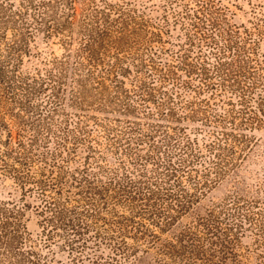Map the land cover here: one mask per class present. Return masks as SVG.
I'll return each mask as SVG.
<instances>
[{
    "label": "trees",
    "instance_id": "trees-1",
    "mask_svg": "<svg viewBox=\"0 0 264 264\" xmlns=\"http://www.w3.org/2000/svg\"><path fill=\"white\" fill-rule=\"evenodd\" d=\"M77 3V0H19L16 4V0H0V176L9 177L14 183V189L7 197L0 198V264L60 263L55 260L59 253L43 257L37 244L31 242L29 234H25L27 228L23 219L32 209L52 228L48 233L43 231L45 242L63 237L60 250L64 253L68 249V254L72 255L71 264L84 263L85 260H89V264H124L137 260L142 252L154 254L156 264H243L236 251L239 235L246 226L257 227L263 232L264 225L259 224L257 214L249 211L256 204L246 205L240 196L229 197L171 239H163L162 234L169 232L191 211L206 189L225 177L228 166H233L231 156H235V145L242 139L235 133L236 129L239 125L253 128L264 120V95L258 96L257 109L247 112L249 117H241L244 120L241 119L239 124H236L235 116H227L231 121V131L219 126L224 117L216 120L219 131L216 138L213 134L208 135L204 150L197 139L185 134L182 136L184 141L173 139L169 130H161L158 122L143 137L135 135L139 126L137 122L136 127L130 124L128 132L117 140L119 144H125L124 152L133 153L130 159L133 167L128 170L121 160L118 169L122 173L113 170L106 182L92 176L88 167L80 170L81 207L80 213H75L80 217L76 220H65L71 212L59 205L55 198L60 195L62 179L53 180L41 174L37 179L32 174L29 164L40 142L43 141L45 146L52 140L49 136L50 122L59 113L63 101L60 94L66 83L64 69L71 65L72 53L68 51L63 60L53 58L42 62L44 68L46 65L50 67L45 68V76L40 68H35L33 74L23 73L21 66L24 57L30 54V44L35 37L42 35L48 39L67 29L71 32ZM80 5L84 9L82 19L78 21L82 41L72 65L77 71H86V75L80 74L75 78L73 102L76 107L83 105L90 89L109 99L111 85L115 89L114 96L120 97L124 77L133 69L138 73L149 66L151 71L161 72L153 56L150 58L152 65H144L139 60V51L151 40L143 28V12H137L129 3L119 5L106 0H80ZM193 12L192 16L197 21L207 16L203 10ZM217 22L214 19L212 26L217 28ZM197 25L193 24L194 28ZM232 35H227L228 43L221 49L211 35L204 43L216 60L220 86L239 94V102L243 105L247 103V96L255 93L257 84L250 79L253 75L251 68L247 66V70L244 69L247 62L242 60V46H238ZM66 41L70 42L69 39ZM228 53L232 55L230 59ZM188 59V53L184 54L176 68L190 76H202L203 84L211 87L212 76L203 67L205 62L198 63L200 68H197L188 63ZM53 68L58 70L59 76L53 75ZM176 68L169 67L161 82L165 84L177 76ZM242 79H248L247 85ZM49 87L51 99L47 103L48 110L44 111L33 101ZM135 89L139 101L154 100L155 89L146 84H139ZM171 99L163 100L160 106ZM130 111V108L124 110ZM174 113L169 108L168 115L159 112V116L173 119ZM7 116L18 128L15 143L11 129L4 122ZM162 132L163 141H156ZM81 133L85 134V130ZM126 133L132 136L124 138ZM2 135H5L4 139ZM55 143L56 158L62 152V145L65 147L66 138ZM159 143L173 144L170 150L163 152V160L160 158L162 144ZM146 145L149 151L142 155L141 148ZM204 152L208 153L207 161L203 160L206 157ZM42 159L46 160V157ZM149 164L151 168H148ZM34 193L37 197L33 196ZM31 198L35 202H29ZM61 227L67 232L61 234ZM91 229L95 232H89ZM89 234L92 236L87 237ZM83 250L89 251V256L83 255ZM105 250H108L107 254Z\"/></svg>",
    "mask_w": 264,
    "mask_h": 264
},
{
    "label": "rangeland",
    "instance_id": "rangeland-1",
    "mask_svg": "<svg viewBox=\"0 0 264 264\" xmlns=\"http://www.w3.org/2000/svg\"><path fill=\"white\" fill-rule=\"evenodd\" d=\"M106 1L119 5L129 3L137 12H143V28L148 31L151 40L139 51L141 54L139 60L144 65H152L150 58L153 56L155 65L161 72H153L149 66L138 73L133 69L129 75L124 77L123 92L120 97L114 96L115 89L111 85L109 99L101 97L95 90L90 89L86 93L87 99L83 105L76 107L73 102V95L76 91L75 78L77 75L80 77V74L86 75V71H77L72 65L77 59L76 50L82 41V36L78 33V21L82 19L84 13L80 0H77L78 3L75 6L76 17L71 32L67 29L48 39L43 38L42 35L35 37V41L30 44V54L24 57L21 66L23 73L33 74L35 68H40L42 75L45 76V68L50 67L46 65L44 68L42 62L52 61L53 58L63 60L68 51L72 53L71 65L64 69L65 75L63 76H65L66 83L60 94L63 101L60 104L59 113L54 115L50 122L49 136L52 140L45 146L43 141L40 142V147L29 164L32 174L37 179L40 174L53 178V180L54 178L62 179L60 195H56L55 198L59 205L71 212L66 215L65 220L80 218L75 215L76 212L80 213L81 207L80 170L88 167L92 176H96L101 182H106L110 176L109 173L111 174L113 170L121 172L118 169L121 160L128 170L133 167L130 160L133 153L124 152L125 144H119L117 140L122 138L123 133L128 132L130 124L135 126L137 122L139 126H137L138 131L135 135L143 137L151 132L154 123L158 122L162 127L161 130H169L173 139L181 140L185 134L191 139H197L199 146L204 150L208 135L213 134L214 138L217 136L219 129H217L216 120L224 117L219 126H225V129L231 131V121L227 116H235L236 124H239L243 119L241 117L247 118L249 117V113L246 115L247 112L257 109L258 96L264 95V88H262L264 84V0ZM18 2L19 0H16V4ZM196 10L206 12L205 19L203 17H201L202 21L194 19L192 14ZM214 19L218 20L217 28L212 26L211 22H214ZM193 24L198 25L194 28ZM229 33L233 34L238 46L244 47V49L241 48V53L244 55L242 60L247 62L244 69L247 70V66L251 68L253 75L250 79L257 84L255 93L247 96V103L243 105L239 102V94L220 86L216 60L204 43L206 40L209 41L211 35L217 42L218 48L221 49L228 43ZM8 37L10 38V33ZM67 39L70 40L69 43ZM187 53L188 63L191 65L200 68L198 63L205 62L203 67L212 76L211 87L207 88L203 84L202 76L197 74L190 76L185 74L184 70L176 68L183 55ZM227 56L229 59L232 57L229 53ZM247 56H250L249 59H246ZM169 67L176 68L177 76L173 79L171 77L164 84L161 82V77L167 74ZM53 71L54 76H59L58 70L53 68ZM242 81H245L244 85H247L248 79H242ZM88 83L89 86L92 85L91 81ZM139 84H146L150 89H155L154 100L145 103L139 101L137 91L135 92V87ZM50 88L33 101L35 105H41L44 111L48 110L47 103L51 99L52 90ZM168 97L172 98L167 103L168 105L160 106ZM229 103L233 105L229 106ZM126 108H130L131 111L124 112ZM169 108L175 112L173 119L161 118L159 112L168 115ZM4 122L11 129L13 143H15L18 128L13 124L10 116L5 117ZM44 124L45 122L42 126ZM239 126L235 133L242 139L235 145V156H231L233 166H228L227 173L221 182L209 190L206 189L204 195L188 214L179 220L169 232L162 234L163 239L173 238L185 226L194 223L199 217L204 216L209 210L232 196H240L241 201L246 205L256 204L249 211L257 214L256 219L259 224L264 225V120L253 128L246 127V125ZM82 130H85V134L81 133ZM126 134L124 138L132 136ZM2 138L4 139L5 135H2ZM65 138V147L62 145L61 154L55 158L54 152L57 150L55 142ZM163 138L164 133L162 132L157 136L156 141L161 142ZM161 144L160 158L163 160L165 159L163 152L170 150L173 144L170 146L167 143H159ZM147 151H149L148 145L142 146L140 153L143 155ZM204 155L206 157L203 160L207 161L208 153L204 152ZM43 157H46V160L42 159ZM149 167L151 168L150 164ZM184 182L187 184L186 180ZM13 184L11 178L0 176V198L7 197V194L14 189ZM33 196L37 197V194L34 193ZM28 201L33 203L35 199L31 198ZM32 210L27 212L23 219L27 228L25 234H29L31 242L37 244L43 257L56 252L59 254L55 260L60 262L59 264H71L72 255L68 254V249H65L64 253L60 250L64 241L63 237L58 236L49 243L45 242L43 231L48 233L52 228ZM88 222L90 223L91 220ZM64 232H67V229L61 227L60 233ZM89 232H95V230L91 229ZM90 235L92 236L89 234L87 237ZM239 236L240 243L236 249L239 260L243 264H264V231L261 232L257 227L246 226ZM107 252L108 250H105L106 254ZM82 254L87 256L89 251L83 250ZM79 264H89V260H85L84 263L79 262ZM124 264H156V259L151 252H142L137 260Z\"/></svg>",
    "mask_w": 264,
    "mask_h": 264
}]
</instances>
